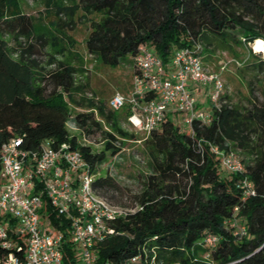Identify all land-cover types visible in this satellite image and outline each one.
Returning <instances> with one entry per match:
<instances>
[{
  "label": "trees",
  "instance_id": "trees-1",
  "mask_svg": "<svg viewBox=\"0 0 264 264\" xmlns=\"http://www.w3.org/2000/svg\"><path fill=\"white\" fill-rule=\"evenodd\" d=\"M49 3L54 21L43 27L19 13L14 0H0V147L14 138L30 151L45 143L52 148L65 144L80 153L91 176L90 187L98 196L116 194L119 187L99 171L106 162L104 153H92L69 136L67 122L82 139L100 131L110 156L119 152L115 146L119 139L135 137L119 125L122 118L126 122L127 108L120 109L126 110L121 117L103 101H95L83 76L86 71L54 59V54L62 56L71 46L65 30L74 26L77 12L78 21L88 25L83 40L86 55L107 67L124 64L140 46H147L166 65L176 49L198 45L206 68L204 61L214 53L234 54L255 41L264 44V0ZM91 15L98 19H89ZM6 35L14 42L33 43L13 50L1 38ZM36 44L48 45L53 52L44 72L43 68L36 72V62L29 59L38 55ZM242 63L238 75L250 97L246 106L231 104L223 92L220 107L209 109L208 124L193 120L188 132L181 133L167 116L142 140L150 172L133 197V207L126 209L131 212L112 221L109 227L114 234L96 244V264H264V96L260 100L253 96L256 78L264 74V57L252 56ZM60 95L80 112L70 116ZM213 147L234 153L242 173L221 169ZM243 178L251 182L255 196L241 200L237 184ZM41 213H53L46 201ZM231 218L244 226V235H232L225 224ZM206 234L217 237L213 249L203 246ZM62 246L63 264H71L73 251L68 243Z\"/></svg>",
  "mask_w": 264,
  "mask_h": 264
},
{
  "label": "built area",
  "instance_id": "built-area-1",
  "mask_svg": "<svg viewBox=\"0 0 264 264\" xmlns=\"http://www.w3.org/2000/svg\"><path fill=\"white\" fill-rule=\"evenodd\" d=\"M223 69L224 65L218 72H209L198 45L176 49L166 65L147 46H140L131 57L129 96L113 95L107 108H127V124L146 135L171 114H184L188 126L193 120L208 124L210 118L197 108L187 85L208 88L207 102L218 109ZM212 153L221 169L242 173L234 153H222L216 147ZM87 168L80 153L65 144L52 148L45 143L30 151L22 149L21 141L14 138L0 147V264H63L65 243L73 251L71 264H96V244L114 234L109 224L131 211L99 198L90 187ZM237 187L241 200L255 196L245 178ZM44 201L53 213H41ZM225 224L233 236L244 235L238 219ZM216 242L214 235L203 237V246L209 249Z\"/></svg>",
  "mask_w": 264,
  "mask_h": 264
},
{
  "label": "rangeland",
  "instance_id": "rangeland-1",
  "mask_svg": "<svg viewBox=\"0 0 264 264\" xmlns=\"http://www.w3.org/2000/svg\"><path fill=\"white\" fill-rule=\"evenodd\" d=\"M14 5L19 13L30 16L43 27H50V23L54 21V16L51 15L49 0H14ZM80 15L81 13L77 12L73 19L74 26L71 29L67 28L65 30V35L72 42L68 52L62 56L54 54V59L68 63L73 67H80L86 71L83 76L86 78L88 90L93 94L92 96L95 101H103L107 105L108 100L115 94H119L123 98L128 97L131 90V59L129 57L125 58V63L117 67H107L96 59L87 56L84 51L83 40L88 32V25L78 21L77 18ZM89 19L97 20L98 16L91 15ZM36 27L38 28V26ZM1 38L13 50L33 43L32 40L14 42L7 35L1 36ZM255 42L239 47L235 50L234 54L214 53L208 60L204 61L209 72H218L220 66L224 65V69L220 72V79L223 85V92L230 98L231 104L246 106V99H250L245 82L238 75V69L243 66L242 62L251 60L252 56L264 57L263 42L259 41L263 45V49L259 51L254 50ZM65 44L66 46L69 45L67 42ZM34 48L38 52V55L31 56L29 59L36 62L38 69L36 68L35 71L38 72L39 68H43V72L48 70L47 56L52 55L53 52L49 50L48 45L40 48L36 44ZM84 78L82 79L84 80ZM75 79H78V76H75ZM256 79L257 81L253 86V96L260 100L264 96L262 93L264 91V74L258 75ZM206 89L208 91V88ZM84 96L87 98L91 97L89 93H86ZM60 100L66 105L70 116L80 112V110L68 105L63 95H60ZM209 109L210 106L206 96L200 102V111L204 116H207ZM125 113L126 110H120L115 114L122 117ZM169 119L174 126L178 127L179 132H188V125L184 123V114H171L169 115ZM101 125L102 130L107 131V127L103 124ZM119 125L123 131L134 135L135 140L119 139L115 143V146L119 148V152L113 156H110L109 152H106L104 149V139L100 131L94 130L84 138L85 142H83L80 132L70 121L66 124V130L69 136H75L82 145L88 146L92 153L103 152L106 157V162L99 168V171L100 173L106 172L116 181L119 192L97 196L109 205L129 209L133 207V197L141 191L143 178L150 172L148 168L149 160L142 148V140L146 134L132 129L123 118L120 120ZM205 257L206 254L201 256L204 260Z\"/></svg>",
  "mask_w": 264,
  "mask_h": 264
},
{
  "label": "crops",
  "instance_id": "crops-1",
  "mask_svg": "<svg viewBox=\"0 0 264 264\" xmlns=\"http://www.w3.org/2000/svg\"><path fill=\"white\" fill-rule=\"evenodd\" d=\"M187 88L191 90L196 101V106L200 110V102L207 96V89L202 86H193L191 84H188Z\"/></svg>",
  "mask_w": 264,
  "mask_h": 264
},
{
  "label": "bare ground",
  "instance_id": "bare-ground-1",
  "mask_svg": "<svg viewBox=\"0 0 264 264\" xmlns=\"http://www.w3.org/2000/svg\"><path fill=\"white\" fill-rule=\"evenodd\" d=\"M262 49H263V45L259 41H256L254 50L255 51H259V50H262Z\"/></svg>",
  "mask_w": 264,
  "mask_h": 264
}]
</instances>
